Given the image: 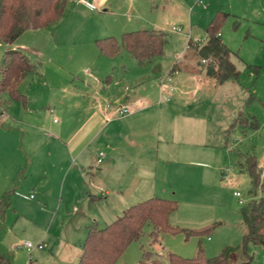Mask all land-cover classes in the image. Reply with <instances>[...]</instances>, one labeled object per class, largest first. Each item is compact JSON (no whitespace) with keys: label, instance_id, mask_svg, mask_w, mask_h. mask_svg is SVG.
<instances>
[{"label":"rangeland","instance_id":"1","mask_svg":"<svg viewBox=\"0 0 264 264\" xmlns=\"http://www.w3.org/2000/svg\"><path fill=\"white\" fill-rule=\"evenodd\" d=\"M216 11L227 14L219 33L222 42L232 51L230 58L239 70V75L231 84L225 83L210 92L199 91L201 77L185 72L193 68L196 71L202 70L203 64L199 63L194 47H187L186 44L187 41L194 43L203 39L204 27ZM58 19L57 23H52L43 31V35L49 37L50 42L52 39L57 41L63 30L68 28L66 26L69 21H72L64 33L72 41H81L73 45L78 50L77 60L71 59L75 66L77 64L76 68L85 64V69L91 70L97 78L94 69H104L101 75L103 78L105 71L114 66L113 71H110L112 88L123 90L126 86L127 93L136 86L135 79L132 75H126L119 80L118 64L125 65L124 73L132 74L134 67L129 63L132 59H129L125 51L112 59L95 57L93 39L113 36L118 40L121 32L139 28H154L164 32L167 42L162 54L158 56L161 58L159 80L156 78L158 75L150 76L142 85L147 89L149 98L154 97L152 101L156 104L175 100L176 108L179 109L177 117L181 119L178 121L181 133L177 136L182 138V146L186 144L197 149L199 158L196 159L203 163L175 164L183 176L186 174L188 178L181 181L180 187H177V183L171 187L177 195L176 208L168 215L167 222L183 231L164 233L160 243L149 245L147 233L150 228L145 225L139 239L131 241L114 264H138L142 251L149 252L146 264H164L167 252L183 258H193L200 251L204 257L213 258L223 250L228 251L231 264H264V243L250 239L243 241L241 204H238L233 195V192H239L243 202L260 195L258 190H255L254 195L250 192L247 175L242 169H238L237 163L247 155H253L258 161L264 159V0H97L93 9L76 4L75 0H66ZM78 23L81 26H75ZM173 24L180 26V29L171 30L170 26ZM24 36L23 38H28V35ZM38 36L39 33L35 38ZM12 44H0V64L4 51L11 48ZM31 44L32 41L25 43L23 47L32 49L34 45ZM30 56L33 57L30 58L31 61H36V57ZM156 59L157 57L153 61L156 62ZM37 60L41 63L38 58ZM179 60L181 61L178 63ZM150 62L146 65L152 69L153 62ZM174 62L177 63L175 67L182 66L183 73L172 78L170 92L160 93L158 82L168 77ZM147 74L149 72L144 75ZM78 79L83 88H80ZM78 79L74 80L75 84L64 82L60 89L52 88L50 91L55 97L61 95V99L66 102L78 99L82 92L86 98H90L91 93L95 92L90 80L86 76ZM169 79L171 80L170 77ZM22 89L20 86V90ZM250 91L256 98L246 100ZM1 102L2 96L0 128L3 127L7 108L17 106L21 110L18 103H11L8 107ZM238 109L244 114L253 115L252 119L249 120L245 115V127L235 126L225 133L223 128ZM42 110L40 106L33 105L34 115L40 116L39 112ZM252 120L255 128L249 126ZM153 128L156 129V126L149 129ZM27 129L24 128L25 134ZM17 130L15 126L10 133L14 134L13 144L18 152L21 153L20 145L23 146L22 161L12 170L6 169L8 164L0 165V196L5 190H11L25 196L31 194L34 199L13 197L10 192V206L5 210L4 216L0 213V253L10 258V264H76L80 243L85 235V224L90 221L88 219L91 216H95L93 212H97L99 217L94 220L101 227L107 218L119 216L121 208L134 203L137 198L127 192L122 198L111 194L106 202L107 209L90 204L89 218H84L86 213L85 209L82 211V207L87 202L84 194L77 198H66L64 195L59 205V198L56 196L50 202L51 210L38 219H33L31 205L35 202L34 181L38 177L25 154L29 150L25 147L24 136L19 140ZM39 148L44 152L46 146L41 144ZM33 158L32 165L36 161ZM201 174L203 177L200 178ZM63 175L62 173L60 179ZM38 176L42 178L41 175ZM169 189L170 187L168 191ZM80 196H83L85 204L79 200ZM189 230L202 232L186 235L184 231ZM24 242L33 247L29 253L22 246ZM13 246L17 247L13 249Z\"/></svg>","mask_w":264,"mask_h":264},{"label":"crops","instance_id":"2","mask_svg":"<svg viewBox=\"0 0 264 264\" xmlns=\"http://www.w3.org/2000/svg\"><path fill=\"white\" fill-rule=\"evenodd\" d=\"M87 1L94 4L97 0ZM75 3L88 9L87 6L77 0H75ZM58 21L59 19L53 23ZM71 23L73 22L69 21L66 27L69 28ZM75 26H81V24L78 23ZM47 27L26 30L12 42L13 46L11 48L20 50L33 64L34 68L17 86L24 102L17 100L2 101V104L8 107L11 103H18L21 110H18L17 106H10L12 109L7 108L6 110V118L3 121V127L0 128V165L8 164L6 169L12 170L18 166L19 161H22L23 146L19 144L21 153L18 152L13 144L14 134L10 133L16 126L19 140L24 136L25 147L29 150L28 153H25L29 165L37 172L38 177V180L34 181L35 202L31 205L32 218L38 219L44 213L47 214L51 210L49 206L52 199L57 196L59 205L64 195H66V198L68 196L77 198L81 194L85 195L87 202L86 206L82 207V211L85 209L84 212L86 213L84 218H89L90 204H96L99 205V208L107 209L106 202L111 194L122 198L127 192L128 195L137 198L135 202L132 201L134 203L152 196L176 201V191H172L171 187H174L173 185H176V183L178 184L177 187H180L181 181L188 177L186 174L183 176L182 171L180 168H176L175 164H183L184 162L190 164L203 163L201 160L196 159L199 158L197 149L186 144L182 146V138L180 139L177 136L181 133L178 126V121H181V119L177 117L179 109L176 108L175 100L171 99L172 101L168 100L164 103L160 101L156 104L155 101H152L154 97L150 99L147 89L143 88V82L148 80L150 76L155 77L158 75L156 78L159 80V61L161 58L157 56L156 62L153 61L155 59L153 58L151 60L153 62L151 64L152 69H150L146 64L151 62L138 64L125 51L130 57L129 59H132L129 60V63L134 67V69L132 68L134 71L131 72L132 74L124 73L126 67L123 63H119L118 79L121 80L126 75H132L136 86L129 93L125 92V90H128L126 86L123 88L124 91L121 89L114 90L110 73L111 70L113 71L114 66H112V69L110 66L105 71L103 78L101 75L104 69H94L97 78L90 72L91 70L85 69V64L80 68H76L77 64L75 66L74 61L77 60L78 50L73 45L81 43V41L68 39V34H65L68 30L66 28L63 30V34L58 36L57 41L52 39L50 42L49 37L43 35V31L47 30ZM38 33L39 36L35 38ZM24 35H28V38H23ZM219 37L221 39L220 33ZM20 39H22V42ZM31 41V45H34L32 49L23 47L25 43L29 44ZM94 49L96 51L95 57L101 56L97 53L95 45ZM121 51L124 50L120 49L115 55L121 53ZM28 52L30 53L28 54ZM230 54H232L231 50ZM30 55L36 57L34 59L36 61H31L32 56ZM115 55L113 56L115 57ZM113 56H111V59L114 58ZM196 57L198 58L197 55ZM71 59L74 61H71ZM229 60L236 68L230 56ZM199 63L203 64L202 70H197V72L193 68L185 72V74L191 76L201 77L198 86L199 91L207 92L209 90L210 92L225 83L231 84L238 78L239 70L236 68L238 71L237 77L215 82L213 78L205 74L204 63L200 60ZM176 64V62L172 63L169 70L172 72L168 74L165 80L158 82V92L161 93L162 91L166 94L167 91L170 92L174 76L183 73L182 66L178 68L175 67ZM147 72L149 74L144 75ZM85 76L90 80L91 88L95 89L90 98H86L82 92L79 94L78 99L66 102L61 99V95L55 97L54 93L50 91L52 88L60 89L64 82L75 84L74 80ZM79 80L78 84L80 88H83L84 86ZM20 86L23 87L22 90H20ZM252 91L255 92L254 89ZM75 92L78 93L79 91ZM250 93L248 97L246 96V100L256 98ZM190 96H193V93H190ZM191 103L192 101L189 105ZM34 104L43 108L39 112L41 113L40 116L34 115ZM120 108H126L127 111L120 115L117 112ZM240 114L241 118L239 117ZM245 115L249 120L253 117V115L244 114L241 109H238L231 119L227 118L230 121L222 130L228 133L235 126L245 127L243 123ZM154 126H156V129H149ZM25 127L28 128L26 134L24 133ZM41 144L46 146L44 152L39 148ZM98 152L103 153L100 161L96 160ZM32 157H34L33 160H36L33 161V165L31 163ZM244 157L238 161V169H242L240 163ZM256 161L261 169V175H263L264 159L262 158L259 161L256 159ZM62 173L64 175L60 179ZM38 175H41L42 178ZM189 176L192 179L190 174ZM206 176L207 173L204 174V177ZM201 177H203V174L200 175ZM64 185H66V188H64ZM10 192L13 197H22L27 200L34 199L31 194L25 196L16 191L5 190L2 193V195L7 193L8 197V206L5 210L10 206ZM82 197L80 196L79 200L85 204ZM124 206L121 208V212L129 205ZM58 208L59 206H57ZM93 214L95 216H91V219H88L90 221L85 224V234L86 228L90 224L100 227L94 220V218L99 217L97 212H93ZM116 217L117 215H113L107 218L103 225ZM8 259L10 264V258Z\"/></svg>","mask_w":264,"mask_h":264},{"label":"trees","instance_id":"3","mask_svg":"<svg viewBox=\"0 0 264 264\" xmlns=\"http://www.w3.org/2000/svg\"><path fill=\"white\" fill-rule=\"evenodd\" d=\"M65 2L66 0H0V44L10 45L26 30L49 26L61 16ZM226 17V13L216 11L204 27L203 39L200 42H187V47H194L198 59L204 63L205 74L215 82L235 78L238 74L229 60L230 50L219 37L220 25ZM166 42V34L161 30L139 28L122 32L118 40L113 36L95 39L94 45L101 56L111 57L123 49L138 64H142L159 56ZM33 68V64L20 50L9 48L4 51L0 64L2 101L24 102L17 86ZM249 126L256 127L253 120ZM240 166L248 177L250 192L253 195L255 190L260 192L258 197H251L241 204L243 241L250 239L253 242L264 243V175L261 180V169L253 155L245 156ZM7 206L8 197L5 193L0 197V213H3ZM175 208V200L152 196L125 207L119 216L102 227L88 225L80 243L76 264H114L126 246L131 241L139 239L145 225L150 228L147 233L149 245L160 242L164 233L183 231L167 222L168 215ZM184 232L189 235L202 231ZM148 253L141 252L142 258L138 264H146ZM0 264H9L8 257L0 254ZM164 264H231V262L228 251L223 250L213 258L204 257L200 251L193 258H183L167 252Z\"/></svg>","mask_w":264,"mask_h":264},{"label":"built area","instance_id":"4","mask_svg":"<svg viewBox=\"0 0 264 264\" xmlns=\"http://www.w3.org/2000/svg\"><path fill=\"white\" fill-rule=\"evenodd\" d=\"M79 3H81V4H84L85 6H87L88 8H90V9H93L94 8V4H92V3H90V2H88L87 0H77ZM170 29L171 30H175V31H178L179 29H180V26H178V25H171L170 26ZM162 86H164L163 84H161ZM127 111V109L126 108H120L117 112H118V114H124L125 112ZM102 156H103V153L102 152H98L97 153V158H96V160L97 161H100L101 160V158H102ZM233 195L237 198V202H238V204H242L243 203V201H242V199H241V195H240V193L239 192H233ZM22 246L23 247H25L26 249H27V252L29 253L30 252V250L33 248L32 246H31V244H29L28 242H24L23 244H22ZM17 246H13V249H15Z\"/></svg>","mask_w":264,"mask_h":264}]
</instances>
